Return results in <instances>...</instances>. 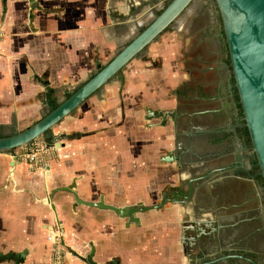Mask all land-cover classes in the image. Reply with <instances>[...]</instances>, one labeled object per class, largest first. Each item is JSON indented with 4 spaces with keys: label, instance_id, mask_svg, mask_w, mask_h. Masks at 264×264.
I'll return each instance as SVG.
<instances>
[{
    "label": "crops",
    "instance_id": "0c3cea01",
    "mask_svg": "<svg viewBox=\"0 0 264 264\" xmlns=\"http://www.w3.org/2000/svg\"><path fill=\"white\" fill-rule=\"evenodd\" d=\"M159 5L0 0V137L49 111L43 82L61 102L125 46ZM153 47L157 53L150 55L147 78L136 69L126 77L124 69L120 79L52 129L55 151L47 170L16 158L10 177L9 163L24 147L0 154V258L13 253L19 264H52L53 237L59 233L63 264H187L176 240L178 216L170 208L137 216L142 221L135 226L107 210L79 205L72 211L73 198L64 192L51 197L54 210L42 203L50 191L74 183L85 202L147 205L156 200L160 184L173 179L175 165L162 160L171 150L172 130L156 126L154 113L173 108L184 82L178 32L165 33ZM155 151L161 152L157 159Z\"/></svg>",
    "mask_w": 264,
    "mask_h": 264
},
{
    "label": "flooded vegetation",
    "instance_id": "af4514ba",
    "mask_svg": "<svg viewBox=\"0 0 264 264\" xmlns=\"http://www.w3.org/2000/svg\"><path fill=\"white\" fill-rule=\"evenodd\" d=\"M157 1L159 8L135 35L170 0ZM175 32L184 82L173 108L155 111L154 119L156 126L171 127V150L163 158L174 157L176 172L160 184L154 202L132 205L173 210L179 252L187 264H264V179L215 1L193 0L162 35ZM162 35L137 59L150 65L148 49ZM145 113L149 119L150 111Z\"/></svg>",
    "mask_w": 264,
    "mask_h": 264
},
{
    "label": "water",
    "instance_id": "95a60500",
    "mask_svg": "<svg viewBox=\"0 0 264 264\" xmlns=\"http://www.w3.org/2000/svg\"><path fill=\"white\" fill-rule=\"evenodd\" d=\"M192 1L170 0L138 34L119 49L106 64L97 68L85 82L75 87L55 108L25 129L0 137V154L8 155L9 152L28 146L43 136L51 138V143L46 145L47 148L54 147L52 129L73 114L89 98L99 94L104 86L120 79L126 66L145 52L146 48L177 20ZM214 1L226 38L239 104L264 179V0ZM162 160L173 162L174 157H166ZM17 164L16 157H12L9 163L10 177ZM74 188V183L67 187L56 188L49 192L42 203L54 210L50 203L51 197L58 192L68 193L73 198L72 211L79 205L107 210L126 221L127 225L138 224L136 217L138 213L159 208L158 205L145 207L142 204L114 207L104 205L102 198H99L97 203L85 202L77 197Z\"/></svg>",
    "mask_w": 264,
    "mask_h": 264
},
{
    "label": "built area",
    "instance_id": "2783aa9c",
    "mask_svg": "<svg viewBox=\"0 0 264 264\" xmlns=\"http://www.w3.org/2000/svg\"><path fill=\"white\" fill-rule=\"evenodd\" d=\"M2 37L3 32L0 28V41ZM46 145L47 143H45L42 137L38 138L28 146H24L23 150L17 153L15 157L26 163L31 169L44 171L48 161L52 158V153L55 151L54 147L47 148ZM52 264H63L59 233L53 237Z\"/></svg>",
    "mask_w": 264,
    "mask_h": 264
},
{
    "label": "trees",
    "instance_id": "16d2710c",
    "mask_svg": "<svg viewBox=\"0 0 264 264\" xmlns=\"http://www.w3.org/2000/svg\"><path fill=\"white\" fill-rule=\"evenodd\" d=\"M2 2L4 5V0H2ZM162 9L159 10L157 14H159L162 11ZM42 85L45 88V94H44L45 100L48 101L49 110H51V109L55 108L58 104L56 99L54 98V91L48 87L47 83L43 82ZM68 96H69V94H66L65 98H67ZM43 138H45L46 143H51L50 137L43 136ZM1 262H12L13 264H19V263H21V259L19 257H17L15 254L11 253L8 256L0 258V263Z\"/></svg>",
    "mask_w": 264,
    "mask_h": 264
},
{
    "label": "rangeland",
    "instance_id": "374dc122",
    "mask_svg": "<svg viewBox=\"0 0 264 264\" xmlns=\"http://www.w3.org/2000/svg\"><path fill=\"white\" fill-rule=\"evenodd\" d=\"M164 6H160V8L162 9ZM160 9V10H161ZM154 45H151L150 46V50L148 51V54H150V55H153V56H156V53H157V51L153 54V52H152V50L154 49V47H153ZM136 60H133V61H131L130 62V64H128L129 66H130V68H127V67H129L128 65L126 66V68H125V71H126V77H127V73H128V71H129V69L131 70V69H136V70H138V72L141 74V79L143 80V78H144V76L147 78L148 77V72H147V68L149 67V64H145V65H143V64H141V63H139V62H136ZM132 65V66H131ZM134 65V66H133ZM141 128V127H140ZM147 153H148V151H147ZM160 153L161 152H156L155 151V153H153V155L156 157V159L158 158L157 156H159L160 155ZM149 156H151V155H149ZM155 159V160H156ZM159 182H154V186H156L157 184H158ZM147 186L149 187V185L147 184ZM147 187V188H148Z\"/></svg>",
    "mask_w": 264,
    "mask_h": 264
}]
</instances>
